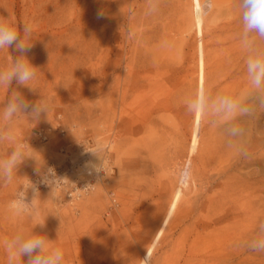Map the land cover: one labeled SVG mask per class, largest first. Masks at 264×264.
Returning <instances> with one entry per match:
<instances>
[{
	"label": "rangeland",
	"instance_id": "obj_1",
	"mask_svg": "<svg viewBox=\"0 0 264 264\" xmlns=\"http://www.w3.org/2000/svg\"><path fill=\"white\" fill-rule=\"evenodd\" d=\"M158 5L150 14L147 0H0V16L33 26L27 55L38 67L31 82L38 92L18 90L50 104L38 122L18 115L13 125L30 158L0 183V264L6 241L33 223L10 202L34 170L63 165V144L80 161L70 180L91 177L100 161L88 151L98 148L110 178L99 175L75 200L39 188L48 217L35 231L54 241L65 264H264V254L237 247L264 220V112L246 124L245 159L184 106L199 87H248L238 0ZM17 55L0 49V68ZM10 95L0 87V113ZM50 127L42 141L38 130ZM11 147L0 142V159Z\"/></svg>",
	"mask_w": 264,
	"mask_h": 264
},
{
	"label": "clouds",
	"instance_id": "obj_2",
	"mask_svg": "<svg viewBox=\"0 0 264 264\" xmlns=\"http://www.w3.org/2000/svg\"><path fill=\"white\" fill-rule=\"evenodd\" d=\"M147 3L150 14L158 10V0H147ZM238 7L241 24L238 40L245 54L244 69L248 87L236 92H212L205 87H199L185 98L184 106L188 113L199 114L202 122H206L208 127L219 129L225 138L226 146L234 148L239 157L246 159L249 156L246 124L264 112V0H238ZM32 37L33 26L30 22L18 24L10 13L6 17L0 16V49L13 48L19 53L15 58L11 56L9 65L0 68V87L11 90V95L0 113V118L5 121L0 127V142L7 141L12 145L7 158L0 159V183L11 182L19 166L30 158L25 155V144L29 143L27 140H18L13 132L18 115L38 122L42 115H47L50 108V104L42 99L40 94V98L32 102L18 90L25 87L33 93L38 92L31 86L38 67L27 55L33 46L30 42ZM13 82L16 88L12 87ZM88 152L100 161L90 167L97 173L104 172L103 149ZM39 171L37 168V172ZM55 180V172L49 168L47 173L42 174L40 182L51 186L53 190ZM28 181V184L18 189L9 207L16 216L26 217L33 223L30 228H18L6 241L7 264H65L64 253L54 246V241L46 234L35 231L37 227H45L48 216L41 217L39 189L30 179ZM237 247L264 254V220L257 223L254 235L239 241ZM23 257H27V260L24 261Z\"/></svg>",
	"mask_w": 264,
	"mask_h": 264
},
{
	"label": "built area",
	"instance_id": "obj_3",
	"mask_svg": "<svg viewBox=\"0 0 264 264\" xmlns=\"http://www.w3.org/2000/svg\"><path fill=\"white\" fill-rule=\"evenodd\" d=\"M57 130L59 131L61 135L65 134V129L61 126V124L57 126ZM52 134H53V129L51 127L41 128L37 132V135L42 141H49ZM61 152L64 155V161H63L62 166L59 164H56L54 161L50 162L45 169L40 170L39 172H37V170H34L32 172L30 180L37 185L38 189L51 187L49 185H46L40 182L42 178V174L47 173V170L51 168L54 170L55 177H56L53 187L58 188V189H64L68 198H70L71 200H75V199L80 198L84 192H87L93 189L96 181L94 180L93 177H89L85 179H77L74 177L72 180H70L69 176L74 172L75 166L80 161L78 162L73 161L72 154L67 148L66 144L62 145ZM64 165L65 167H63ZM104 172L103 171L100 172L102 181L105 180V182L109 184L110 178L109 176L105 175L107 174L108 170L104 168Z\"/></svg>",
	"mask_w": 264,
	"mask_h": 264
},
{
	"label": "bare ground",
	"instance_id": "obj_4",
	"mask_svg": "<svg viewBox=\"0 0 264 264\" xmlns=\"http://www.w3.org/2000/svg\"><path fill=\"white\" fill-rule=\"evenodd\" d=\"M107 165H108V162L107 161H104L103 168H105ZM99 175H100V172L97 173V172L93 171L91 173V177H93L94 180H97Z\"/></svg>",
	"mask_w": 264,
	"mask_h": 264
}]
</instances>
